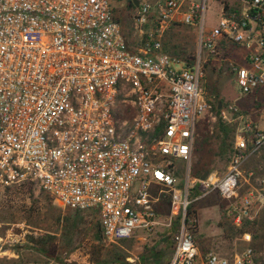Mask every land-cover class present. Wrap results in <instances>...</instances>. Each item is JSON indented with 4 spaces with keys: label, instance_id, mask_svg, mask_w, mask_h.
Returning <instances> with one entry per match:
<instances>
[{
    "label": "built area",
    "instance_id": "obj_1",
    "mask_svg": "<svg viewBox=\"0 0 264 264\" xmlns=\"http://www.w3.org/2000/svg\"><path fill=\"white\" fill-rule=\"evenodd\" d=\"M113 2L131 8L135 46ZM136 2L0 0V209L42 192L63 210H94L116 244L160 225L167 203L163 225L177 221L168 264H257L248 233L241 252L202 254L187 208L190 190L216 193L237 228L264 209V177L243 171L264 147V106L253 121L217 104L218 118L237 124L226 171L189 176L198 123L216 119L205 66L228 64L242 98L264 89V0ZM178 27L196 33L190 60L163 51Z\"/></svg>",
    "mask_w": 264,
    "mask_h": 264
},
{
    "label": "rangeland",
    "instance_id": "obj_2",
    "mask_svg": "<svg viewBox=\"0 0 264 264\" xmlns=\"http://www.w3.org/2000/svg\"><path fill=\"white\" fill-rule=\"evenodd\" d=\"M113 7L129 46H135L137 39L131 29V8L125 2H113ZM196 39V33L191 29L174 28L166 34L163 51L184 59L196 51ZM204 69L205 80L202 83L213 106L219 102L222 105L234 104L243 116L256 120L255 96L242 98L239 95L228 64H221L220 69L216 65H206ZM214 115L215 120L207 115L198 123L190 179L200 178L204 173L222 176L226 171L234 134H230L222 146L218 117L213 111ZM176 166L179 169L178 182L183 187L186 165L178 162ZM243 171L245 175L254 172L258 179L264 177V147L247 160ZM252 183L257 187L255 181ZM27 194L28 197L23 194L15 196L0 209V264H69L70 257L77 258L87 253L94 243L101 244V259L108 264H116L115 258L129 264H166L172 257L167 233L170 229L163 225L168 213L167 203L159 209L160 225L150 231H137L129 239L116 244H107L97 229L99 223L94 210H63L42 192L28 190ZM189 199H194L192 204L197 221L194 238L202 254L213 252L229 256L234 251L241 252L247 246L241 241L243 233L240 232L244 229V233L251 236L250 245L255 251L257 264H264V209L256 214L253 221H244L237 228L227 210V203L216 193L197 200V195L190 190Z\"/></svg>",
    "mask_w": 264,
    "mask_h": 264
},
{
    "label": "trees",
    "instance_id": "obj_3",
    "mask_svg": "<svg viewBox=\"0 0 264 264\" xmlns=\"http://www.w3.org/2000/svg\"><path fill=\"white\" fill-rule=\"evenodd\" d=\"M187 60L191 59V56H187L186 57ZM257 93L254 94V96ZM217 104H221V102L217 103ZM217 104L213 107V111L215 112V114L217 115V117H219V110L217 109ZM255 106L257 107L256 109H260L261 107L264 106V103H260V102H256L255 101ZM218 129L220 131V133H222V137L220 138V141L222 143V146H225V142L228 139V136L230 134H234V130H235V124H224L219 118H218ZM194 205L192 204L191 206H189L187 208V216L188 218L195 216V211L193 210ZM98 231H100V227L99 224L97 226ZM177 229V221H175L172 225V227L170 228V230L167 231L168 233V239H170V249L173 252V244H172V236L174 234V232ZM244 229L240 232V233H244ZM99 239V238H98ZM100 240V239H99ZM98 240V241H99ZM102 246L99 243H94L92 244L91 248L89 251H87V253L82 254L80 257L73 256L69 258V264H108L107 262H105L104 260L101 259L102 257ZM161 260V259H160ZM158 259V261H160ZM170 261V259H169ZM169 261L166 262V264L169 263ZM114 263L116 264H129L125 261H123V259L121 258H115ZM158 264H165V263H161L159 262Z\"/></svg>",
    "mask_w": 264,
    "mask_h": 264
},
{
    "label": "crops",
    "instance_id": "obj_4",
    "mask_svg": "<svg viewBox=\"0 0 264 264\" xmlns=\"http://www.w3.org/2000/svg\"><path fill=\"white\" fill-rule=\"evenodd\" d=\"M257 98V99H256ZM256 102L264 103V89L257 92V94L254 97ZM217 196V195H216ZM162 206V205H161ZM160 206V208H161ZM161 216V215H160ZM231 255V254H230ZM229 255V256H230Z\"/></svg>",
    "mask_w": 264,
    "mask_h": 264
},
{
    "label": "water",
    "instance_id": "obj_5",
    "mask_svg": "<svg viewBox=\"0 0 264 264\" xmlns=\"http://www.w3.org/2000/svg\"><path fill=\"white\" fill-rule=\"evenodd\" d=\"M132 2L134 4V6H137L136 0H132ZM206 176H207V173H204V176L201 177V180H204Z\"/></svg>",
    "mask_w": 264,
    "mask_h": 264
}]
</instances>
